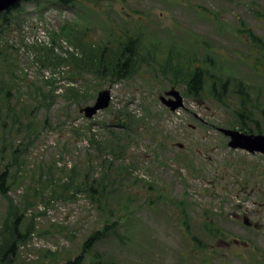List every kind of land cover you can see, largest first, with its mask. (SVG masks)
I'll return each mask as SVG.
<instances>
[{
    "label": "rangeland",
    "instance_id": "rangeland-1",
    "mask_svg": "<svg viewBox=\"0 0 264 264\" xmlns=\"http://www.w3.org/2000/svg\"><path fill=\"white\" fill-rule=\"evenodd\" d=\"M55 1L21 2L0 28V173L10 177V200L0 195V264H65L91 233L113 224L84 264L95 257L118 264H264V155L230 149L219 132L239 126L233 113L245 103L264 134V0H97L63 9ZM88 21L94 29L83 26ZM73 22L96 46L132 40V74L116 80L120 67L110 79L80 80L69 75L73 64L41 67L36 57L52 55L50 33ZM67 37L53 47L59 56L69 51ZM203 64L209 71L202 69L205 87L194 100L185 85ZM209 73L221 102L209 89ZM72 80L85 85L88 101L63 97ZM172 88L183 98L176 112L159 102ZM102 90H110L109 108L85 119L80 108ZM113 119L129 128L124 152L101 157L84 129L94 124L93 134L105 136L110 130L102 125ZM83 182H101L109 205L98 206L79 189ZM9 211L19 216L13 246L5 231ZM243 217L256 227L244 226ZM9 248L13 254L3 259Z\"/></svg>",
    "mask_w": 264,
    "mask_h": 264
},
{
    "label": "trees",
    "instance_id": "trees-1",
    "mask_svg": "<svg viewBox=\"0 0 264 264\" xmlns=\"http://www.w3.org/2000/svg\"><path fill=\"white\" fill-rule=\"evenodd\" d=\"M25 2H38L39 0H23ZM79 0H56V4L60 8L68 7L69 5H73L75 2ZM19 7H15L14 10H18ZM9 14V13H8ZM7 14V15H8ZM4 18V17H3ZM6 21V16L5 19ZM7 24V23H6ZM63 32V29L59 33H52V37L59 38V34ZM86 32H81L77 28H70L68 30V39L71 38L75 44H73L74 51L72 52H66L68 54L67 57L62 58L61 56H57L54 53L51 56H43L39 57L38 61L42 65L55 67V69H58L59 67L63 66V64L74 65V72L70 75L75 77H81L85 74H91L90 72L95 73L96 75H99L103 79H110L111 77V71L114 68H120V70L116 71L114 73V77H118L120 79L126 78L128 73H132L130 65H132V62H134V58L132 57L135 54L134 47L130 45L131 40L128 39L126 42H122L120 39H114L113 41L108 42L109 44L114 42L118 43L114 47H107L105 45H98L96 46L94 43H87L85 41ZM248 36L251 39L252 43L254 45H257L259 48L262 47V42L259 40V38L254 37V34L252 32H248ZM70 41V39H69ZM107 43V44H108ZM54 44V43H52ZM50 51L52 49L49 48ZM136 50V49H135ZM129 52V53H128ZM79 53V54H78ZM52 58V59H51ZM209 63L208 58L204 61V64L207 65ZM204 64L200 66L201 68H195L191 73V79L186 82V93L193 98H197L200 96L201 92L204 89V83L202 82L203 78V72L202 69L206 68L207 71H209V67H204ZM111 65V66H110ZM95 68V71L93 70ZM90 71V72H88ZM92 75V74H91ZM209 79H211V86L209 87L210 91L213 93L215 97H218L216 94V82L218 81L215 75L209 73ZM242 82H238L237 86L240 90L244 91V86H241ZM228 85V84H227ZM226 85V86H227ZM225 86V83L221 86V89L223 90ZM218 88V87H217ZM68 92L67 97H73L76 102H79V100H85L83 102H86L89 100L90 96L88 91H82L81 89L76 88H68L66 89ZM237 113V112H236ZM238 114L247 117L250 122L255 124L256 129H258L259 124L253 120V118L250 117V112L248 111H240ZM123 122H119L120 124ZM118 127L117 133L110 132L107 136H105V139H102V141L95 138L93 134H90V128H85L84 133L88 134L89 143L94 146L98 145L100 149V156L103 157V155H113L117 154L120 155L124 152V145H123V137L127 135L126 132H123L122 130L125 129V125L121 127V125L116 126ZM115 131V130H113ZM106 140V141H105ZM98 150V149H97ZM105 153V154H103ZM104 163H106L105 160H103ZM110 181H116L115 177L113 176L110 178ZM101 182L97 183L96 185H93L92 183L83 182L79 183V189L81 190L83 188V191H85L89 196L96 202L98 206H108L109 203L107 202V199L104 197V188L102 187ZM9 176L8 171L5 170L0 173V195L4 198L8 199L7 193L9 191ZM65 187V184H63ZM12 207V206H11ZM9 215L13 217L9 225H6L5 223V231L8 232V241L10 240L11 245L17 243V240L20 239V233H19V227L18 219L19 216H17L12 211H9ZM116 222H120V217L115 218ZM115 223V222H114ZM114 226V224H113ZM113 226H104L100 229V231H95L91 233L87 239L82 243L80 255L74 258L73 260L67 261L65 264H84L86 261L87 255H90V252L92 251L93 247L102 241V239L106 238L108 235L111 234ZM13 254L12 248H9L7 251L3 253V259L7 256H10ZM89 257V256H88ZM89 264H118L114 261H108L105 260L102 262L99 258L95 257L94 260L91 259V262Z\"/></svg>",
    "mask_w": 264,
    "mask_h": 264
},
{
    "label": "water",
    "instance_id": "water-1",
    "mask_svg": "<svg viewBox=\"0 0 264 264\" xmlns=\"http://www.w3.org/2000/svg\"><path fill=\"white\" fill-rule=\"evenodd\" d=\"M20 0H0V13L4 10L9 9L10 7L17 4ZM168 96H172L176 101H166L164 98H161L162 102L168 107L171 111L182 106V98L176 91H170L167 93ZM110 100L109 91H103L98 94V97L93 106H87L81 110L84 112L86 118H91L97 111L105 109ZM226 135L230 136L231 142L229 145L233 148H241L250 153L259 152L264 153V135H243L238 132L223 130Z\"/></svg>",
    "mask_w": 264,
    "mask_h": 264
}]
</instances>
